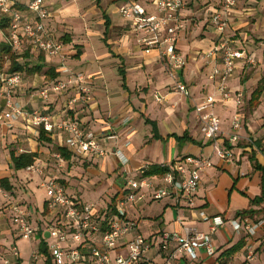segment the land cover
Masks as SVG:
<instances>
[{
    "label": "crops",
    "instance_id": "1",
    "mask_svg": "<svg viewBox=\"0 0 264 264\" xmlns=\"http://www.w3.org/2000/svg\"><path fill=\"white\" fill-rule=\"evenodd\" d=\"M12 1L17 9L29 15L26 10L29 0ZM130 1L140 4L148 13L159 14L156 0ZM184 1L185 5L180 10L184 27L176 47L185 58V64L177 74L186 84L189 96L169 92L171 80L165 61L157 50L145 53L139 47L137 33L129 20L118 12L120 0H44L50 10L49 18L44 21L47 36L60 41V35H64L65 41H60L63 44L62 58L31 54L29 61L43 64L42 71L49 66L57 71L56 67L63 62L73 71L82 72L91 91V100L88 104L68 109L64 105L70 93H55L42 101L31 87H36V81L42 80V87L50 81L44 76L37 79L35 74L26 76L28 79L25 81L22 79L14 91V100L29 110L38 109L55 118L77 120L84 131L97 136L106 149V155L69 152L63 168L56 169L51 154L58 147H64L62 134H46L50 140L43 141L36 138L38 129L24 120L0 125V179L7 178L11 186L10 190H5L7 196L0 194V262L8 258L10 264H54L48 251L47 259L39 254L38 245L44 238L47 246V227L55 219L56 211L45 205V190L39 185L40 176L35 174L23 180L18 172L24 173L25 169H12L9 154L12 150L15 154L35 152V161L45 166L48 174L57 175L65 191L80 203L77 180L107 176L106 184L115 189L112 200L126 180L138 177L142 168L145 170L149 165L169 168L186 155L208 157L211 166L201 173L194 207H186L183 200L176 206L172 198L150 200L149 196L127 207L126 215L137 221L140 233L143 230L148 234L162 230L180 232L184 224L207 231L208 223L199 218L197 210L202 209L208 215H220L225 221L238 219L236 212L248 208L249 199L259 194L261 172L253 168L250 156L264 166V114L261 108L264 105V87L258 84L264 77V0H237L225 30V37L235 48L254 57V63L246 62L245 58L238 59L227 82L230 91L240 90L244 94L242 104L236 107L232 101L226 104L216 101L211 108L220 121V134L216 140L206 139L201 133V121L195 105L213 93L214 87L207 74L215 64H219V59L217 55L209 56L208 52L219 34L208 21L207 12L218 7L220 0ZM5 40L0 31V41ZM258 88L261 92L252 96ZM154 92L162 97L160 102L154 100ZM235 113L240 114L241 120V128L237 132L239 140L229 144L226 136L232 133L231 120ZM111 132L117 135L116 140H107ZM125 142L129 143L125 145ZM222 146L231 150V158L222 159L217 155L216 148ZM116 148L128 158L127 174L118 158L111 153ZM148 176L156 184L161 177L157 174ZM34 179L38 180L36 187H33ZM17 186L29 188L27 195L34 204L33 213L27 214L35 228L32 236L35 242L31 245L38 254L34 261L30 259V250L24 256L18 252L17 256L8 257L9 240L18 236L11 205L25 202L24 198L15 201L12 197ZM151 202H157L153 211L145 212ZM94 204L100 214L107 206ZM170 208H175V211ZM141 218H148V223ZM130 237L131 234L123 237L115 252L123 253ZM240 240L243 245L233 255H221ZM212 242L216 248L215 255L208 256L199 249L196 259L181 257L175 264H264V219L254 234L235 231L230 223L224 222L213 234ZM251 250L255 255L248 261L246 255ZM161 262V252L154 246L146 251L138 264Z\"/></svg>",
    "mask_w": 264,
    "mask_h": 264
},
{
    "label": "built area",
    "instance_id": "2",
    "mask_svg": "<svg viewBox=\"0 0 264 264\" xmlns=\"http://www.w3.org/2000/svg\"><path fill=\"white\" fill-rule=\"evenodd\" d=\"M236 4L237 0H220L218 7L207 12L208 21L219 34L208 55H217L219 64H215L207 74L214 87L213 93L195 105V112L201 121L200 131L209 140H216L220 134L219 117L211 109L214 103L218 101L226 104L232 101L239 107L244 100V94L240 90L233 93L227 85L236 61L245 58L248 63L254 62V57L235 48L232 41L224 35ZM184 5V0H156L155 6L159 14L154 15L136 2L120 0L118 12L129 20L131 28L137 33V44L142 51L149 53L155 49L165 61L171 80L169 92L189 96L186 84L177 74L185 64V58L176 47L177 38L184 27L180 17V10ZM26 10L29 15L17 9L12 0H0V16L8 19L6 40L11 48L14 51L28 50L31 54L60 57L63 44L47 36L45 31L44 21L49 18L50 10L44 0H29ZM56 68L58 77L48 86L39 88L37 97L46 101L50 95L49 91L52 90L56 94L70 93L65 101L66 109L78 104H88L91 91L85 75L73 71L63 62ZM21 82L22 76L19 72L0 74V125L24 120L46 134H62L63 144L68 152L100 157L106 155V149L97 136L84 131L77 120L68 117L55 118L46 111L29 110L16 102L14 91ZM153 98L157 102L162 100L157 92H154ZM106 125L111 128L108 123ZM240 128V114L235 113L231 120L232 133L226 136L229 144H235L239 140L237 132ZM116 139L117 135L113 132L107 135V140ZM128 143L125 142V145ZM216 152L222 159L232 157L231 150L224 146L216 148ZM111 153L118 158L126 174L129 173L128 158L117 148ZM51 158L56 169H62L65 165V158L60 151L52 152ZM208 166H211L208 157L186 155L174 162L158 178L157 184L150 176L143 174L142 168L138 177H129L116 191L112 201L114 212L112 211L105 220V229L101 232V222L95 217H103V214H100L94 203L77 202L65 191L57 175L48 174V169L40 162L34 161L24 169L40 176L39 185L45 190V205L56 211L55 219L47 227V251L54 264H138L146 251L154 246L161 252L162 262L159 264H175L181 257L196 259L199 249H203L208 256L215 255L216 248L212 236L225 220L220 215H208L199 209V218L208 223L207 231H202L192 224H184L180 232L162 230L146 237L138 231L137 221L127 217V207L146 196H149L150 200L169 197L174 200L176 206L183 200L186 207H194V196L201 173ZM1 188V194L7 196V192ZM11 210L19 236L25 240L30 239L35 233V228L27 218L26 208L20 203H14ZM230 224L235 231L243 230L254 234L261 221L254 222L250 218L232 219ZM91 233H99L94 243L85 241L86 236ZM128 234H131V237L124 252H115L121 239ZM10 254L18 255L15 246L10 247ZM37 254V250H33L30 259L34 261ZM254 255L252 250L249 251L246 260L250 261ZM0 264H10V260L5 258Z\"/></svg>",
    "mask_w": 264,
    "mask_h": 264
},
{
    "label": "trees",
    "instance_id": "3",
    "mask_svg": "<svg viewBox=\"0 0 264 264\" xmlns=\"http://www.w3.org/2000/svg\"><path fill=\"white\" fill-rule=\"evenodd\" d=\"M7 27H8V19L6 17L0 16V31L3 32V35L7 37ZM31 56V53L28 50L25 51H14L7 40L0 41V74H10L14 72H19L21 76H25L27 74H35L37 72H41L43 68V64H34L30 66L28 64L29 57ZM28 57V58H27ZM43 76L46 80L53 82L57 76L58 73L55 70L53 66H49L44 71H42ZM258 84L260 87H264V77L260 78L258 81ZM261 92V90L258 88L254 92H252V96L258 95V93ZM38 140L43 141H49L50 138L46 136V133L43 132L41 129H38ZM57 151H60L61 154L64 156V158H67L69 156V152L65 149V147H58ZM10 161L11 166L13 170H19L24 169L28 165L32 164L35 161L36 153L35 152H22L19 154H15L14 151H10ZM250 161L252 163V166L256 170H260L261 176H260V192L257 196L249 199V206L248 208L241 210L239 212H236V217H238L239 220L250 218L254 222H258L264 219V179H263V172H264V166H261L253 156H250ZM168 170V167L166 166H156V165H149L144 170L143 174L145 176L148 175H162ZM0 187H2L4 190H10L11 186L8 183L7 178H1L0 179ZM112 200L107 204L104 211L102 212V216H96L95 219L99 220L101 222L100 226V232L105 229V220L107 217L110 216L112 211L114 210L112 208ZM109 209H111L109 211ZM114 212V211H113ZM99 233L95 234H89L86 236L87 242L94 243L95 240L98 238ZM243 245V241H238L228 249L224 250L221 255L225 256H231L236 251H238ZM38 252L39 254H43L44 257L47 259V246L44 242V238H42L38 245ZM220 264H223V262H220Z\"/></svg>",
    "mask_w": 264,
    "mask_h": 264
},
{
    "label": "rangeland",
    "instance_id": "4",
    "mask_svg": "<svg viewBox=\"0 0 264 264\" xmlns=\"http://www.w3.org/2000/svg\"><path fill=\"white\" fill-rule=\"evenodd\" d=\"M59 40L60 41H65L64 35H60ZM18 52H20V51H18ZM32 57H35V56L32 55ZM32 62L29 61L28 64L30 66L34 65ZM65 65H66V63H65ZM42 73H43L42 71L35 73V75H36L35 77L37 79H40L39 77L43 76ZM28 75H30V74H27V75L23 76V78H22L23 81H25V79L27 78L26 76H28ZM31 75H33V74H31ZM41 81L42 80H40L39 82L36 81V87H31L32 91H36V95H37V90L40 87H42V85H43ZM47 83H48V81H47ZM45 85L48 86L47 84H45ZM49 94H50V96L56 95L52 90L49 91ZM261 108H262V111H263L262 114H264V105H261ZM18 173L22 177L23 180L25 178H28V176L35 175V174H33L31 172H27V171L23 173V171H20V170H19ZM106 178H107V176L100 175L98 177V179L97 178H93L92 180H88V179L84 178L83 180H77L76 183H78V188H79V191L81 192V198H80L81 200L80 201H82V203H89V202L97 203V205L100 206V207L108 204L107 201H111V195L114 193L115 189L111 188V187L110 188L108 187V185L106 184V183H108ZM263 179H264V172H263ZM59 181H60V179H59ZM110 181H111V178H110ZM33 182H34L33 187H36L35 185L38 186V180L37 179H34ZM17 188L18 189L15 190V194L12 197L15 199V201H20V199L24 198L23 200H25V202H22L20 204L23 205L25 208L26 207L28 208V209L26 208V213L27 214H28V212L29 213H33L34 204L30 200L29 195H27V193L29 191V188L27 186H26V188L17 186ZM1 189H3V188H1ZM0 194H1V192H0ZM155 204H157V202L149 203L146 206L145 212L153 211V207L155 206ZM169 210L175 211V208H170ZM27 218H28V216H27ZM141 220H143L144 223H148V218H141ZM30 223L32 225H34L32 220L30 221ZM225 223L229 224L230 220L229 221H225ZM157 233H159V232H157ZM142 234L144 236H146V237L151 235V234H148L144 230L142 231ZM32 238L33 237H31L30 239H27V240L22 239L19 236V233H18V236L14 237V239L11 238L9 240L8 247H11L12 245H14L16 247V249L18 250V252H20L24 256V254L27 253L29 250H30V253L33 251V248H32L33 246L31 245V243L33 244V242H35V240H33ZM14 242H16V244H14ZM8 253H9L8 257H11L12 255L10 254V248H9ZM12 257H14V256H12Z\"/></svg>",
    "mask_w": 264,
    "mask_h": 264
},
{
    "label": "water",
    "instance_id": "5",
    "mask_svg": "<svg viewBox=\"0 0 264 264\" xmlns=\"http://www.w3.org/2000/svg\"><path fill=\"white\" fill-rule=\"evenodd\" d=\"M48 234H46L45 236H47Z\"/></svg>",
    "mask_w": 264,
    "mask_h": 264
}]
</instances>
